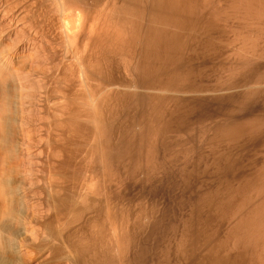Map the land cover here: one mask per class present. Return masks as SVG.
<instances>
[{
    "label": "rangeland",
    "instance_id": "rangeland-1",
    "mask_svg": "<svg viewBox=\"0 0 264 264\" xmlns=\"http://www.w3.org/2000/svg\"><path fill=\"white\" fill-rule=\"evenodd\" d=\"M240 1L6 0L0 5V15L6 12V16L25 19L17 25L11 23L6 45V51L10 46L18 47L13 55L18 64H98L109 85L119 93L130 94L119 112V146L127 152L119 172L117 224L111 202L103 203L100 216L90 213L85 220H104L102 234L113 237L115 232L122 244H126L133 228L140 227L136 251H143L148 235L149 250L169 264H264V250L244 253L235 238L227 234L236 220L220 219L215 213L217 202L240 186L248 170L264 163V14L257 13L262 17L260 22L245 23L244 10L237 6ZM166 3L189 4L195 11L196 20L187 28L172 29L182 38V59L178 61L187 63L203 42L209 41L217 49L210 61L197 62L211 67L201 86L196 84L197 95L233 97L225 104H210L209 114L193 116L183 130L173 126L168 138L161 137L172 142L170 152L163 150L162 140L154 142L150 150L148 142L124 141L142 130L140 122L151 101L165 93V86L175 78L172 73H143L138 69L148 29L161 27ZM34 21L37 31L28 30ZM255 40H259V46L253 45ZM246 70L252 71L249 81L234 84L240 81L235 71ZM2 89L7 103V82ZM256 90L260 93L246 97ZM190 96L193 93L183 94ZM258 114V132L241 129V124ZM133 122L135 126L130 127ZM126 130L129 138L125 137ZM8 137L3 143L6 154ZM200 202L204 210L211 211L203 212L202 217L212 221L199 227L204 233L190 242L183 236V225ZM55 204L57 209L66 207ZM217 220L225 221L219 225ZM16 221L12 217L0 220V264H21L13 255L19 233L8 232ZM42 231L40 243L33 246L37 256L49 254L51 261L59 264H77L57 219L45 221ZM208 238L210 241H205ZM189 247L195 250L190 252Z\"/></svg>",
    "mask_w": 264,
    "mask_h": 264
},
{
    "label": "bare ground",
    "instance_id": "bare-ground-1",
    "mask_svg": "<svg viewBox=\"0 0 264 264\" xmlns=\"http://www.w3.org/2000/svg\"><path fill=\"white\" fill-rule=\"evenodd\" d=\"M3 2L6 0H0V5ZM237 6L244 10L245 23L261 21L257 13L264 14V0H241ZM53 12L56 13L55 5ZM161 14V27L148 29L138 69L143 73H172L175 78L165 86V93L156 95L155 102L151 101L140 122L142 130L136 137L124 141L148 142L150 150L154 142L162 140L163 150L170 152L172 142L161 137L168 138L167 133L173 126L183 130L193 116L209 114L210 104H225L233 97L197 95V85L201 86L211 69L210 64L197 62L212 59L217 49L211 42H203L191 53L187 63L178 61L182 59V38L172 29L187 28L196 20L193 7L166 3ZM214 15L218 14L214 12ZM23 20L21 16H6V12L0 15V220L6 217L17 220L8 231L19 233L14 257L21 264H59L51 261L49 254L37 256L33 249L43 237L42 224L57 219L77 264H169L166 258H159L149 250L148 235L143 251H136L140 227L133 228L126 244H122L115 232L113 237L102 234L104 220H85L90 213L100 216L103 203L111 202L117 224L119 172L127 152L119 146L122 142L119 112L130 94L119 93L109 85L98 64H18L13 57L18 47L10 46L6 51V45L11 37V23L17 25ZM29 25L28 30L38 28L35 21ZM253 45L259 46V40ZM235 73L240 81L234 84L245 83L252 76L251 70ZM6 82L7 103L2 89ZM185 92L193 96L183 97ZM259 93L260 90L251 91L246 97ZM169 105L173 106L171 110ZM258 116H251L252 119L240 125L241 129L258 132ZM133 126L134 122L130 127ZM128 132H125L126 138H129ZM6 136H9L8 154L4 153L3 145ZM248 171L240 186L217 202L215 213L220 219L236 220L227 234L235 238L244 253H261L264 250V163L254 164ZM55 202L66 207L57 209ZM203 212L211 211L204 210L200 202L184 221L183 236L190 242L204 233L199 227L212 221L202 217ZM217 221L222 225L225 220ZM205 241L209 242L210 238Z\"/></svg>",
    "mask_w": 264,
    "mask_h": 264
}]
</instances>
